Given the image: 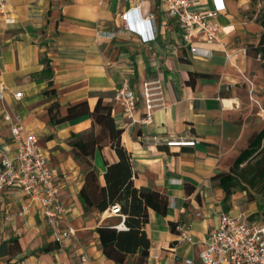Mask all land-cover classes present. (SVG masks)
Masks as SVG:
<instances>
[{
  "label": "crops",
  "instance_id": "crops-1",
  "mask_svg": "<svg viewBox=\"0 0 264 264\" xmlns=\"http://www.w3.org/2000/svg\"><path fill=\"white\" fill-rule=\"evenodd\" d=\"M223 3L225 10L215 21L221 27L219 42L197 38L191 52L163 0H7L0 14V161L15 156L26 133L36 134L62 185L61 223L72 235L58 243L39 205L26 193L7 189L0 216V264H116L104 255L97 233L114 216L108 215L111 210L84 212L79 196L87 168L75 160L69 145L72 134L93 127L92 119L52 126L49 109L57 102L65 116L69 106L85 101L94 108L98 93L116 94L125 80L140 97L136 123L129 122L115 96L104 102L112 105L115 123L123 130L134 185L169 198L165 216L149 211L147 264H202V244L219 226L222 211L263 218L246 193H236L226 204L219 182L212 180L229 173L250 139L264 129V0ZM213 6V0H197L195 10ZM44 60L54 72L55 98L45 95L48 80L37 76ZM245 77L253 81L259 105L250 99ZM154 80L162 84V106L141 124L147 112L140 95L143 85ZM17 93L23 94L20 100ZM16 122L24 128L19 140L11 131ZM179 138L196 144L166 145ZM117 161L111 148L97 149L94 171L102 182L107 165Z\"/></svg>",
  "mask_w": 264,
  "mask_h": 264
},
{
  "label": "trees",
  "instance_id": "trees-1",
  "mask_svg": "<svg viewBox=\"0 0 264 264\" xmlns=\"http://www.w3.org/2000/svg\"><path fill=\"white\" fill-rule=\"evenodd\" d=\"M263 50L264 46L260 52ZM43 63L44 70L37 76L48 80L50 89L45 95L55 98L57 93L52 89L54 72L51 63L49 60ZM114 96L98 93L94 108L85 101L69 106L65 116L61 115L60 105L56 102L49 109L50 125L57 126L90 116L93 127L72 134L69 140L75 160L87 168L79 196L84 212L104 214L113 207L118 208L120 224H106L97 228L104 255L116 264H126L130 260L131 264H147L151 243L145 227L149 211L165 216L169 198L149 188L135 187L131 154L122 145L123 130L115 123L112 105L104 102L105 98ZM95 125L100 127L98 134ZM105 147L116 153L118 161L107 165L102 182L94 171V157L98 148ZM212 180L219 182V187L225 193L226 204L238 192L246 193L251 203L254 202L251 190L264 194V129L250 139L249 148L242 153L229 173L216 175ZM121 224L124 229H118ZM176 229L177 225L172 224L171 230L175 232Z\"/></svg>",
  "mask_w": 264,
  "mask_h": 264
},
{
  "label": "built area",
  "instance_id": "built-area-1",
  "mask_svg": "<svg viewBox=\"0 0 264 264\" xmlns=\"http://www.w3.org/2000/svg\"><path fill=\"white\" fill-rule=\"evenodd\" d=\"M171 18L177 20L186 46L191 52L196 49L191 47L193 40L202 38L206 43L219 42L221 27L215 22L219 14L225 10L223 0H213V9L206 11L195 10L197 0H163ZM7 0H0V14L5 13ZM139 9V7H137ZM128 15L124 16L127 19ZM150 18H147L149 20ZM250 86L249 96L254 100V83L245 77ZM162 84L159 80L146 82L140 96L145 99L147 117L142 123L150 122L154 109L162 106ZM22 93L15 94L20 100ZM4 98V89L0 88V99ZM140 101L135 85L129 80L116 90L114 102L120 105L124 115L131 124L136 123L135 116ZM262 113L264 110L261 109ZM10 121L9 117L5 118ZM12 134L20 139L24 128L18 123H13ZM195 140L185 141L183 138L166 141L168 147H194ZM16 188L30 196L32 202L39 205L40 214L48 226L52 228V235L56 241L63 244L70 238L72 230L62 228L61 218L65 212L62 200V185L58 174L50 166L48 158L38 146V137L34 133H26L24 140H19V147L13 158L4 157L0 161V216L2 210V196L5 190ZM25 209L20 215H24ZM111 211L117 214L118 208ZM124 229V226H120ZM184 232V228H180ZM183 240L191 241L190 237L183 235ZM202 264H264V217L259 220H250L243 216H233L228 212H221L219 226L212 229L200 253ZM191 264V261H187Z\"/></svg>",
  "mask_w": 264,
  "mask_h": 264
},
{
  "label": "rangeland",
  "instance_id": "rangeland-1",
  "mask_svg": "<svg viewBox=\"0 0 264 264\" xmlns=\"http://www.w3.org/2000/svg\"><path fill=\"white\" fill-rule=\"evenodd\" d=\"M250 192L252 193L253 198H254V202H252V203L255 204V205H257L258 208H259V210L261 211L259 213L260 217H264V194L256 193L254 190H251ZM246 196H247V194H246ZM109 214L110 215L112 214L114 216V218L111 219L110 224H112V225H115V224L118 225V224H120L119 218H117L116 214H114L112 211L109 212L108 215ZM131 262H132V260H130L129 263H131Z\"/></svg>",
  "mask_w": 264,
  "mask_h": 264
}]
</instances>
